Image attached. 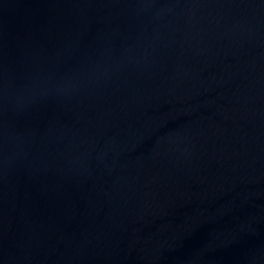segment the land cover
Returning a JSON list of instances; mask_svg holds the SVG:
<instances>
[{
	"label": "water",
	"instance_id": "95a60500",
	"mask_svg": "<svg viewBox=\"0 0 264 264\" xmlns=\"http://www.w3.org/2000/svg\"><path fill=\"white\" fill-rule=\"evenodd\" d=\"M0 264H264V0H0Z\"/></svg>",
	"mask_w": 264,
	"mask_h": 264
}]
</instances>
